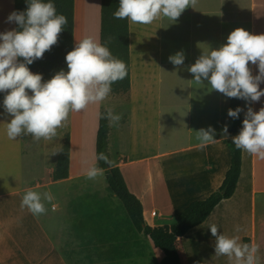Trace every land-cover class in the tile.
<instances>
[{
	"label": "crops",
	"instance_id": "0c3cea01",
	"mask_svg": "<svg viewBox=\"0 0 264 264\" xmlns=\"http://www.w3.org/2000/svg\"><path fill=\"white\" fill-rule=\"evenodd\" d=\"M101 0H74V46L85 36L100 42ZM14 11V0H0V32L16 29L7 23ZM168 22L161 16L151 24L129 20L130 90L127 94L108 96L91 103L80 112H70L65 122L70 134L69 177L53 181L51 173L57 154H46L44 176L31 166L36 152L26 148V136L15 140L7 136L0 98V264H77L70 263L64 248H75L70 238L67 209L78 199H71L86 172L96 164L95 143L99 112L120 114L113 126L109 120L108 153L121 170L129 191L141 202L143 218L153 229L170 232L178 214L192 201L207 198L223 182L230 165V152L224 143L222 128L227 125L229 98L211 89L208 81L197 85L188 68L203 51L218 49L236 28L246 27L253 35L264 34V0H197L180 17ZM182 51V66H174L169 57ZM253 76L257 65L249 63ZM264 89V83L260 84ZM258 111L259 102L240 99L241 120L247 108ZM209 126L216 130L215 142L201 148L196 133ZM54 144L55 152L63 141ZM31 136V135H28ZM59 186V187H58ZM54 190L53 188H57ZM54 199L45 201L47 211L33 216L21 208L27 190ZM262 197L263 217L256 218V196ZM58 197L59 202L54 200ZM70 197V198H69ZM80 199V198H79ZM50 210L52 212H50ZM157 212L153 216L152 212ZM250 215L249 227L245 215ZM216 224L221 233L250 239L264 247V159L242 151L240 176L234 194L220 201L206 220L179 237L175 247L181 264H196L199 244L205 253L214 252V240L208 229ZM239 227V231H237ZM186 248V263L180 249ZM195 246V248H194ZM162 257V255H161ZM227 261L226 256H218ZM235 264L234 260H229ZM84 264V263H79ZM104 264H125L124 261Z\"/></svg>",
	"mask_w": 264,
	"mask_h": 264
},
{
	"label": "clouds",
	"instance_id": "9594fccd",
	"mask_svg": "<svg viewBox=\"0 0 264 264\" xmlns=\"http://www.w3.org/2000/svg\"><path fill=\"white\" fill-rule=\"evenodd\" d=\"M196 3L197 0H119L113 16L145 25L161 16L176 22L185 9L194 8ZM6 22L15 23L20 29L0 32V93H5L4 113L11 116L6 123L10 140L23 135H31L35 142L42 138L52 140L70 112H80L91 103L102 102L111 93L112 84L127 75L126 64L112 55L106 43L85 36L66 53L67 72L61 69L42 82V75L32 73L28 65L42 59L44 53L58 43V37L68 23L67 17L57 14L52 0H27L26 10L11 12ZM184 59L182 51L169 57L177 68L183 65ZM249 63L257 65V75H252ZM188 71L197 85H204L207 80L211 89L228 98L259 102L264 96V89L260 88L264 83V34L253 35L243 28H236L218 49L203 51ZM241 111L239 107L230 108L227 115L236 119ZM101 118L109 119L116 126L121 115L109 111ZM195 133L201 148L215 142L216 130L211 126ZM222 135L228 137L227 125L223 126ZM231 140L236 149L264 159V107L258 111L248 107L241 129ZM95 159L108 163L104 153H98ZM103 172L93 164L86 177L94 180ZM53 199L51 192L41 194L29 189L20 206L27 208L33 216H39L47 211L45 201L50 203ZM208 229L215 238L216 256H226L235 264H259V245L243 243L239 236L223 234L214 223ZM236 230L239 231V227Z\"/></svg>",
	"mask_w": 264,
	"mask_h": 264
},
{
	"label": "trees",
	"instance_id": "16d2710c",
	"mask_svg": "<svg viewBox=\"0 0 264 264\" xmlns=\"http://www.w3.org/2000/svg\"><path fill=\"white\" fill-rule=\"evenodd\" d=\"M48 2V0H44ZM57 14L67 17V25L58 37V43L44 53L42 59L28 65L32 73H39L47 81L63 69L67 72L65 55L74 47V0H52ZM119 7V0H101L100 43L107 45L112 55L126 64L127 75L123 80L112 84L109 96L124 95L130 90V39L129 20L115 19L113 13ZM27 0H14V11H24ZM16 30H20L15 24ZM22 61V58H20ZM2 93H0V98ZM240 108V99L229 98V109ZM108 111L101 108L96 133L95 152L104 153L108 163L97 161L104 170L108 196L97 195L82 197L70 204L69 234L75 248H64V255L70 263L104 264L108 262L132 261L149 258L153 255L147 249V242L162 257L160 264H181L175 242L193 227L203 223L214 207L222 200L230 198L236 189L242 164V150L236 149L231 137L238 134L242 127L241 112L238 118L228 116V137L224 139L230 152V165L222 184L207 198L192 201L176 217L170 232H160L149 226L142 212L140 200L132 194L118 166H114L108 153L109 119ZM53 166L51 178L60 181L69 177L70 134L64 133ZM108 164V165H107ZM243 243L250 239L243 238Z\"/></svg>",
	"mask_w": 264,
	"mask_h": 264
},
{
	"label": "rangeland",
	"instance_id": "374dc122",
	"mask_svg": "<svg viewBox=\"0 0 264 264\" xmlns=\"http://www.w3.org/2000/svg\"><path fill=\"white\" fill-rule=\"evenodd\" d=\"M249 3V0H242V7ZM188 17V16H187ZM185 16L179 17V20L184 19V21L187 19ZM168 22H172L169 18H167ZM152 22V28H153ZM243 29L247 31L246 27L243 26ZM67 126L64 123L63 127H60L57 129V135L52 140H45L41 139L39 142H35L32 138V136H26V148L27 150L32 149L36 152V154L32 158L31 166H33L36 171H38V174L41 176H44L43 170L45 169V161H46V154L51 155L53 152H55V148L53 147L55 142L60 140V137L62 133H66ZM53 155V154H52ZM54 158V155L53 157ZM59 187V186H58ZM57 188H53L54 190H58ZM91 195H97L100 198H106L108 196V193L106 191V182L104 179V175L97 176L94 180H89L87 178L82 179L78 185H77V191L74 197H69L71 199H79L86 196ZM262 197L257 195L256 196V218L257 220H260L263 217V207H262ZM54 202L58 203V197L56 196V199ZM50 212H52L50 210ZM155 214H152L153 216L157 215V212L153 211ZM152 212V213H153ZM250 222V215L246 213L245 215V224L247 227H249ZM202 245L199 244V249L194 256V261L196 264H233L227 259V261H223L222 259H219L218 256L212 254V253H205L202 251ZM195 248V246H194ZM147 249L153 253V255L149 258H138L134 259L132 261H124L125 264H160L161 260V252L159 249L156 248V250L151 246V243L147 242ZM180 252L182 253V259L184 260V263H186V248L180 249ZM259 264H264V247L263 252L259 256Z\"/></svg>",
	"mask_w": 264,
	"mask_h": 264
},
{
	"label": "built area",
	"instance_id": "2783aa9c",
	"mask_svg": "<svg viewBox=\"0 0 264 264\" xmlns=\"http://www.w3.org/2000/svg\"><path fill=\"white\" fill-rule=\"evenodd\" d=\"M152 214H155L154 212Z\"/></svg>",
	"mask_w": 264,
	"mask_h": 264
},
{
	"label": "water",
	"instance_id": "95a60500",
	"mask_svg": "<svg viewBox=\"0 0 264 264\" xmlns=\"http://www.w3.org/2000/svg\"><path fill=\"white\" fill-rule=\"evenodd\" d=\"M108 165V164H107Z\"/></svg>",
	"mask_w": 264,
	"mask_h": 264
}]
</instances>
